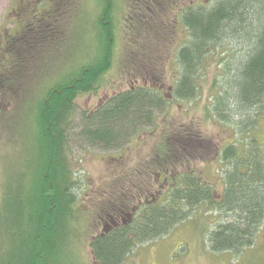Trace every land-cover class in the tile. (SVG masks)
Instances as JSON below:
<instances>
[{
  "label": "rangeland",
  "instance_id": "rangeland-1",
  "mask_svg": "<svg viewBox=\"0 0 264 264\" xmlns=\"http://www.w3.org/2000/svg\"><path fill=\"white\" fill-rule=\"evenodd\" d=\"M113 1L114 6L110 11L114 16L111 14L105 21L107 24H103L100 21L94 22L95 12L91 7L94 1L86 0L89 6L87 5L85 10L90 9L86 21L87 44L91 46L89 55L94 56L99 49L95 32L103 28V44L107 48L108 41L111 43V67L103 75L100 88L94 92V95L80 93L76 96L74 114L69 119L72 125L70 139L65 147L67 164L65 169L72 179L69 185L68 183L65 185L68 187L66 193L73 195L74 201L69 205L68 200L65 202L67 230L58 228L61 237L57 238L55 247L50 250L46 258L48 264H97L90 244L93 238L103 231V226L111 225L104 214L107 208L118 203L132 205L130 207L133 208L142 201L136 213L138 216L140 210L149 206L152 201L160 205L166 204L171 188L165 189L164 195L158 200L155 192L161 185L159 187L155 180L157 174L162 172L163 168L161 169L159 164L161 160H166L169 147H180V139H184L181 134L196 133L197 137H200V147L206 149L197 152L194 150L195 144H192L190 160H186L185 163L180 162L173 154L167 160L169 163L175 162L176 165L179 162L181 166L170 165V168L180 172V176L191 173L199 177L202 182L213 186L218 194L224 191L222 177L227 169L220 157L223 148L235 144L243 150L245 144H248L252 138L264 146V97L262 104L253 110L252 120H246L255 124L252 126L253 129L247 126L243 129L239 122L240 118L235 115L229 120L231 122L221 120L215 111L217 99L224 96L227 81L234 74L229 70L235 67L231 66L234 56L236 55L235 59L237 56L243 59L248 51L246 47L238 48L231 43L230 46L214 49L213 54L209 55L205 59L206 62L199 67L195 77L196 96L193 99L182 100L174 98V93L171 92L173 99L170 100L171 96L168 97L167 92L166 101L161 102L163 109L150 110V121L147 124L141 122L139 129L136 128L134 134L120 143L124 151H116V148L103 150L99 146L93 147L88 142L82 141L80 136L84 118L90 116L92 107L99 103L102 95H111L118 89L116 86L118 82L123 80L127 82L130 76H133L132 73L137 65L142 78H145L146 74L145 71H141V64L146 65V71L158 73L160 79L167 81L166 84L169 86L177 87L182 75L178 60L179 50L190 41L186 29H183V32L172 31L173 29L170 28H173L174 20L172 18L161 20L157 15L152 21L145 22V26L141 28V31L149 33L152 30L155 33H151L153 34L151 38H146L147 34H141L140 44L136 48L127 32L131 29V25L123 17H116L120 11L115 7V2L119 0ZM216 2L217 0H197L198 7L203 8H211ZM12 8L13 0H0V34L4 28L9 34H13L15 30L8 16ZM120 10L122 16H125L127 11ZM259 14H262L261 9ZM164 21L166 26L163 25ZM164 27L170 31L163 30ZM147 28L150 30L148 31ZM78 54L79 57L73 55L75 57L72 61L76 63L82 61V52L79 51ZM58 80L63 82L66 78L60 77L56 81ZM150 85L153 89L162 87L159 81ZM23 89L24 82L13 74V78L5 85L7 93L0 97V255H3L4 251L12 253L14 245H17L16 239H19L20 245L23 246L28 242L25 229H20L25 221L24 218H20L24 209L19 208L18 198L7 199L5 196L9 195V192L15 194L37 192L35 171L29 167L33 164L38 165L36 154L40 142L37 140L43 137V130L47 124L48 112L42 116L40 110L35 111L30 107L33 101L37 103V100L44 96L33 93L26 97ZM161 155L164 158H161ZM49 157L47 154V161ZM49 163L51 164V160ZM169 163L165 164L169 165ZM149 166L156 168L157 171L153 173L152 178L146 177ZM45 171L43 165L42 176L45 175ZM163 177L162 175L161 179ZM50 196L53 197V191ZM51 208L58 214L57 219L61 221L63 215L59 205L53 203ZM102 217L105 221L99 223L98 220ZM124 219L128 222L130 218ZM19 221L21 225L17 232ZM220 221L222 216L218 212L209 211L205 205L201 206L194 211L188 221L178 225L168 236L136 247L123 264H264V223L259 229L254 246L239 254L232 252L216 254L211 251L207 238L208 233ZM31 252L38 257L41 256V253L35 252V249Z\"/></svg>",
  "mask_w": 264,
  "mask_h": 264
},
{
  "label": "trees",
  "instance_id": "trees-1",
  "mask_svg": "<svg viewBox=\"0 0 264 264\" xmlns=\"http://www.w3.org/2000/svg\"><path fill=\"white\" fill-rule=\"evenodd\" d=\"M184 19L190 41L179 50L182 75L177 83L175 98L189 100L196 96L195 77L199 67L213 54L214 49L230 46V43L238 48L246 47L248 51L243 59L238 56L235 59L234 56L231 66L235 67L229 68L234 74L227 81L224 96L217 99L215 111L221 120L229 121L235 115L240 118L243 129L246 126L253 129L255 124L246 120H252L253 110L262 104L264 97V0H217L211 8L200 7L196 15L192 16L188 12ZM108 44L101 63L90 67L93 82L111 67V43L108 41ZM88 78L86 76L85 82L78 83L76 90L69 88L72 98L90 91L86 86ZM59 89L63 91L61 96L57 95L58 103H61L59 114L53 107L47 110V124L43 130V137L49 144L40 142L36 154L38 165L31 164L32 167H29L35 171L37 192H9L5 196L7 199H19L18 206L24 209L20 218L25 220L20 229H25L28 242L23 246L16 239L17 245H14L12 253L4 251L0 255V264H48L46 258L55 247L57 238L61 237L58 228H67L65 202L68 200L67 204H72L74 197L66 193L68 187L65 185H69L72 179L65 169V145L70 139L72 125L69 119L73 117L74 109L68 95L65 96L67 90L63 87ZM161 102L162 98L158 94H148L146 91L117 96L94 117L84 118L80 138L90 146H99L103 150L117 149L121 142L135 133L136 128L139 129L141 122L147 124L150 121V110L163 109ZM181 137L184 139H180V147H169L166 160L160 161L159 165L163 168L160 174L164 177L170 165L181 166L179 162L178 165L175 162L169 163L167 159L173 154L185 163L190 160L192 144H195L194 150L197 152L206 149L200 147V137L196 133L185 132ZM47 154L50 156L48 161ZM220 157L227 168L222 177L224 191L221 194L191 173L179 175L171 186L166 204L152 201L140 210L129 227H119L93 238L90 248L97 264H123L136 247L168 236L178 225L188 221L197 208L204 205L209 211L218 212L222 216V221L208 233L207 242L212 252L239 254L254 246L264 223V146L252 138L243 150L235 144L227 145ZM43 165L46 174L42 176ZM147 169V178H152L153 173L157 172L151 166ZM52 191L53 197L50 196ZM53 203L61 208V221L51 208ZM20 225L21 221L17 224V232ZM33 249L40 252L41 256L32 254Z\"/></svg>",
  "mask_w": 264,
  "mask_h": 264
},
{
  "label": "flooded vegetation",
  "instance_id": "flooded-vegetation-1",
  "mask_svg": "<svg viewBox=\"0 0 264 264\" xmlns=\"http://www.w3.org/2000/svg\"><path fill=\"white\" fill-rule=\"evenodd\" d=\"M92 1H94L91 3V7H93L95 12L94 22L100 21L103 24H107L105 22L107 18H110L111 14L114 16V13L110 11L114 6V1ZM115 3V7L120 11L116 17H123L131 25V29L127 32L130 35L129 39L133 40L136 48L140 44L139 37L141 34H147L146 38H151L153 35L151 34L153 31L150 29L149 31L148 28L149 33L141 31V28L145 26V22L152 21L155 16L159 15L161 20H167L168 18L174 20L173 28L171 27L170 30H181L183 32V29H186L189 32L186 25H184V16L188 12H191L192 16L196 15L200 8L197 0H119ZM87 5L89 6V3L86 4V0H13V8L8 16L15 30L13 34H9L8 30L4 28L2 32L4 34H0L1 98L7 93L5 85L9 79L13 78V74L14 77H19L24 82V96L27 97L30 94L33 95V93L44 96L40 97L37 103L33 101L30 105L35 111L40 110L42 116H45L48 112L47 110L52 107L57 111L61 107V103H58L57 100V95L61 96L63 93L59 89L60 87L67 90L65 91L66 95H64H68L69 103L74 109L77 97L72 98L70 96L72 93L71 89L76 90L78 83L86 81V76H89L86 86L90 91L86 92L85 95H94V92L100 88V81L106 72L101 74V77H96V82H93L90 67L101 63L106 47L102 42L104 39L103 28H99L95 32L99 49L96 50L94 56L89 55L91 46L87 44L88 27L86 21L88 20L87 12L90 9L85 10ZM120 9L127 11L125 16H122L123 13ZM108 25L110 24L108 23ZM163 25L166 26L165 21ZM165 29L169 30L167 27L163 28V30ZM107 32H109V29ZM79 51L82 52V61L79 60L76 63L72 59L75 56L79 57ZM74 54L75 56H73ZM63 66H65V69H63ZM145 66L141 64V71H145L146 74L145 78L141 77L139 66L137 65L136 70L132 73L133 76H130L127 82L125 80L118 82L116 85L118 89L114 90L111 95H102L99 103L92 107L91 114L88 117H94L99 111L103 110L106 104L112 102L117 96L126 93L134 94L139 91H146L147 93L158 94L162 101H166L165 96L168 92V97L171 96L169 99H173V95L170 94L171 92L175 94L176 87L166 84L167 81L160 79L158 73L157 75L150 70L146 71ZM7 71L8 73H6ZM4 74L7 75L4 76ZM59 76L66 78V80L63 82H60V80L56 81L60 78ZM156 81L162 84L159 89L150 87V83H156ZM69 88L71 89L69 90ZM9 91L12 93L11 90ZM57 121L59 124L58 132H60L59 118ZM52 138L56 139V136L52 135ZM58 140L60 148H62L61 134H59ZM37 141L49 144L44 137ZM116 151H124V148L122 149V146H120ZM179 175L180 172L170 168L163 179H161V174L157 176L156 182L159 187L161 185L155 192L158 195V200L164 195L165 189L168 190L174 185L176 177L178 178ZM141 202H139V205H133V208L130 207L132 205L127 206L120 203L107 208L104 214L111 225L103 226V231L98 235L108 234V232L119 229V227H129L134 221L133 219H135ZM125 217L130 218L128 222L124 219ZM104 221L103 217L98 220L99 223Z\"/></svg>",
  "mask_w": 264,
  "mask_h": 264
}]
</instances>
